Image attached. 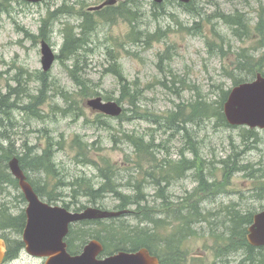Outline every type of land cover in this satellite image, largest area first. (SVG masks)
Instances as JSON below:
<instances>
[{"label":"rangeland","instance_id":"obj_1","mask_svg":"<svg viewBox=\"0 0 264 264\" xmlns=\"http://www.w3.org/2000/svg\"><path fill=\"white\" fill-rule=\"evenodd\" d=\"M104 1L43 0L32 4L0 0V98L19 102L21 106L30 103L31 95L44 101L38 108L41 119L30 118L20 107L5 115L0 106V148L13 147L18 156L28 153L32 156L50 146L55 172L48 174L29 169L25 172L27 180L57 198L53 202L45 198L43 201L72 212L93 207L118 210L121 204L118 197L106 195L92 201L83 195L82 184L81 191L75 187L76 180L84 179L95 189L99 188L103 184L100 169L113 171V180L124 195L133 196L134 190L140 189L144 202L136 211L137 215L129 213L116 219L72 225L66 241L73 253H80L85 244L95 239L101 241L106 251L115 253L118 243L108 240L111 238L106 236L108 230L116 233L123 229L135 235L141 230H151L154 225L142 221L141 215L155 210L153 218L162 224L156 233L158 238L153 241L162 262L174 257L182 264H263L264 248L251 253L248 259L244 250L225 256L221 240L228 237V232H224L228 211L235 209L255 215L264 210V190L260 191L264 187V130H251L252 136L247 133L248 128L217 125L215 119L186 126L188 136L194 139L193 145L199 147L206 161L205 175L209 184L214 181L221 184L217 190L200 193L199 199L191 197L197 189L193 171H187L168 186L164 182L157 184L162 178L155 171L153 178H146L140 168L136 169L134 148L122 134H133L147 143H156L155 157H152L155 163L172 164L180 160V152L187 144L184 134L168 130L167 125H156L153 118L166 116L178 110L177 106L193 103L198 97L216 102L220 90L229 91L233 87L226 73L235 71L239 53L244 50L258 58L263 51L258 49L255 39L234 35L233 27L215 13L239 12L254 28L264 0H193L189 12L171 1L156 5L151 0H116L114 6L101 12L88 11ZM195 10L203 15L201 19ZM89 27L93 31L84 34ZM69 31L83 44L87 43L75 73L85 88L73 82L70 73L74 59L66 60L61 53ZM41 40L47 42L57 56L48 72L43 71L41 63ZM207 40L212 43L211 47ZM216 47L219 51L214 55L211 48ZM113 55L130 94L136 97L135 106L131 99L123 98L122 86L116 76L108 72ZM82 94L117 101L124 109L123 116L110 118L92 112ZM69 106L70 112H67ZM5 112H9L8 109ZM74 140L81 150L78 151ZM189 151L185 150L184 155L192 160ZM79 153L84 157L77 158ZM234 155L239 158V167L245 166L248 171L229 172L231 177L227 179L221 162L229 158L232 161ZM84 158L91 163L84 164ZM146 169L145 165L143 170ZM6 172L9 173V169ZM9 175L13 178L11 173ZM0 185V209L14 217L23 215L27 203L18 184ZM194 206L201 209L199 214L203 219L198 220L203 221L191 225L185 232L180 231L178 215L188 216L184 208ZM135 209L129 206L127 210ZM180 232L186 237L178 255H173L169 245ZM22 233L0 231L7 250L13 242H22ZM138 243L135 239L134 244ZM121 244L126 248L131 245L124 241ZM218 252L221 255L216 258ZM16 255L2 264L45 262L30 256L24 249Z\"/></svg>","mask_w":264,"mask_h":264},{"label":"trees","instance_id":"obj_2","mask_svg":"<svg viewBox=\"0 0 264 264\" xmlns=\"http://www.w3.org/2000/svg\"><path fill=\"white\" fill-rule=\"evenodd\" d=\"M193 0L190 3V5H183L184 10L189 12L191 10V7L193 6ZM195 12H197L195 10ZM52 17H54V13H52ZM198 17L201 19L203 17L202 14L197 12ZM215 16L220 18L225 22V24H229L233 27L234 35L237 37L243 38L246 37L248 40L255 39L257 42L258 49L262 50L263 53L258 57L254 58L252 55L246 54V52L243 50L238 55V59L236 61V67L235 71H228L227 77L230 78L233 87L241 85V83L250 82L253 78H255L256 75L260 74L262 77H264V7H261L258 15H257V24L254 28L251 27L250 23L246 21L245 15L241 13H235V14H222L219 12L215 13ZM42 32V29L40 30ZM93 29L87 28L84 32L86 34L87 32H92ZM43 36V35H42ZM87 44V43H86ZM83 44V41L80 38H77L75 34H73L72 31L67 32L65 37V44L63 46L62 50V56H65L66 60L74 59V67L71 69L72 73H70L73 77V82L78 87H83L82 80L75 75L76 71L79 67V58L82 54V51L87 48V45ZM215 44V43H214ZM207 45L209 47L212 46V43L207 40ZM212 54H216L217 51H219V47H216V49L211 48ZM116 57L113 55L110 57V61H112V64L110 66L109 73H113L116 76V79L122 86V89L124 92L122 93L123 98H129L131 99L132 105L135 106L136 97L131 93L128 89V86L126 85L125 78L120 74V69L118 68V63H116ZM236 72H238V75H236ZM77 74V73H76ZM45 87V80L43 81V88ZM85 88V87H83ZM126 90V91H125ZM43 89H41L39 92L42 93ZM230 91V89H229ZM229 91L220 90V96L218 98V101L216 102H210L205 101L203 98L198 97L193 103L183 104L179 105L178 110L169 112L166 116H160L159 119L155 120L153 118V122L156 125H167L168 130L175 129V131L180 132L184 134V139L186 140L187 144L185 149L180 152V160L172 163V164H159L155 163V158L152 159V157H155L153 155V152L156 151L157 145L156 143L152 142H145L141 137L135 136L133 134H126L123 133L122 136L126 142L131 144L134 148V154L137 156L135 160H133L136 164V169L140 168V170L143 171V174L146 178H153L154 171L160 175L162 178V181L157 182V184H161L164 182L165 186H168L171 181H174L176 178L183 176L186 174L187 171H193L195 181L197 184V189L195 190V194L191 195V197H195L199 199L200 193L205 194L206 192L210 190H217L221 186V184H218L217 182H211L209 184L208 176L205 175V165L206 161L203 159L201 154L199 153L200 149L195 143L193 145V138L190 139L189 130L186 129V126L189 124H195L200 123L201 121H207L211 119L216 120L217 125H223L225 127L228 126L224 116H223V103L226 101V99L229 96ZM82 96L86 99H89L90 94H82ZM103 98V97H102ZM40 97L36 96H30L29 98V104H26L25 106H21L19 102H10L6 98L2 97L0 98V106L3 108V113L5 115H9L12 113L13 110L16 108H21L22 112L29 116L30 118H36L41 119L42 113L39 111L40 105H42L43 98L40 100ZM104 99V98H103ZM105 100H111V98H105ZM5 109H8L9 112H5ZM67 112H70V106L66 110ZM121 118V117H120ZM248 134H251L253 136V132L251 130L247 131ZM75 143L78 146V151L81 150V146H79L77 140H74ZM191 143V144H190ZM50 146L47 147V149L44 150V152H41V154H34L31 156V154H24L21 156H18L17 153L14 152L13 147H9L8 149L4 150L3 148H0V184L6 183L10 184L13 183L14 186L16 185L15 180L7 173L8 169V163L9 160L13 157H16L18 161L20 162V167L24 172H27L29 169L36 170L37 172H46L48 174L54 173L53 171V159L51 157V151ZM189 149L190 153L193 155L192 160H188L184 152L185 150ZM84 154L79 153L77 158H83ZM84 164H90V160L87 158H84L83 160ZM239 158L234 155V158L227 159V161H222V172H224L225 178L229 179L230 173L229 172H244V170L248 171L247 167H239ZM145 165L148 167V169L143 170L145 168ZM100 169V168H99ZM101 174V181H103V184L100 185L99 188L95 189L94 185H91L89 181H86L84 179L82 180H76L75 187H78V190L81 191V184L83 188V195L90 198V200L95 201L96 199L104 198L106 195H112L113 197H118L120 201V206L117 207L118 210H127L129 206H135L136 209L133 211H130L129 213L132 215L135 214L136 211L140 208V205L144 202V197L141 194L140 189L134 190V195H124L122 192L118 190L117 183L115 184L114 173L110 170H102L100 169ZM175 175L174 177H172ZM252 175V174H250ZM253 177V176H252ZM264 179V177H262ZM83 182V183H82ZM32 185V184H31ZM1 186V185H0ZM34 191L37 195H39L42 199H47L48 202H53L57 200V198L51 196L49 193L44 192V188H41L39 186H33ZM264 190V187H261L260 191L262 192ZM221 193V191H219ZM259 195V194H258ZM203 197V196H201ZM205 200V198L203 199ZM233 210V209H232ZM228 211L226 213L227 220V228L224 232H228V237L222 239L221 241V247H223L224 251L222 255H229L232 253H236V251L244 250L246 251V258H251V253L257 252L262 249H255L248 245L246 242V230L247 227L252 223V217L253 215L251 213H241L240 211H236L235 209L232 211ZM184 211L188 213V216L182 217V215H178L179 223L181 225L180 231L185 232L188 227H191V225H194L196 223H200L203 220H198L200 217L203 219L202 215H200L201 209L197 206H194L192 208H184ZM155 212L152 211V213L149 214H142L141 220L145 221L147 224L153 226V229L151 230H141L138 234H132L127 233L123 229H118V232H112L111 230H108L106 236L111 237L110 240H114L118 243V245L114 248L117 250L115 253L123 250L126 252L135 251L142 247L149 249L151 253L156 255L157 250L156 246L154 244L153 238H158L156 236L157 231L160 229V225L162 224L159 220L154 219L153 217ZM179 213H182L179 212ZM199 214V215H198ZM99 222V221H96ZM26 223L25 215L21 216H11L8 214L6 210L0 209V231H16V232H23L24 226ZM87 223V222H85ZM143 229V228H142ZM180 232L179 237L177 239H174L172 241V244L169 245V248L172 252V254H177L179 251L180 244L185 236L184 233ZM184 234V235H183ZM106 238V239H107ZM138 240V244H134V240ZM129 242L131 245L130 247L126 248L121 243ZM13 245H10L8 247L7 253H6V259L12 260L14 257H16L19 250L24 248V244L20 241L13 242ZM14 246V247H13ZM112 250V248H109ZM68 251H70V244L68 243ZM104 253L107 254H113L109 253L108 250L106 251L104 248ZM73 252H71L72 254ZM74 254V253H73ZM178 255V254H177ZM220 252L216 255V258L220 257ZM158 257V255H156ZM159 258V257H158ZM161 264H182L180 260L175 259L174 257L166 258L165 260H160ZM264 264V261H261Z\"/></svg>","mask_w":264,"mask_h":264},{"label":"water","instance_id":"obj_3","mask_svg":"<svg viewBox=\"0 0 264 264\" xmlns=\"http://www.w3.org/2000/svg\"><path fill=\"white\" fill-rule=\"evenodd\" d=\"M29 3H38L43 0H23ZM162 3L164 0H152ZM189 4L191 0H172ZM114 0H108L94 10L101 9ZM41 63L43 71L52 68L55 60L49 45L41 41ZM86 106L93 112L103 113L110 117H118L123 113L121 106L115 101H104L101 97L91 98ZM223 115L228 125L246 126L250 129H264V78L257 75L250 83H242L229 92V96L223 104ZM9 171L17 180L19 188L27 201L25 210L26 224L22 235L25 243V251L30 256L45 259L44 264H160V260L146 248L137 251L124 252L99 259L103 252L101 243L97 240L87 243L79 255H70L67 252V244L64 241L69 233L71 223L83 220H106L117 218L125 214V211H108L98 208H87L82 212H69L60 206H51L43 202L33 191L27 182L24 172L20 169L19 161L13 158L9 162ZM246 241L250 246L264 247V211L253 216L252 223L247 228ZM5 258V244L0 239V264Z\"/></svg>","mask_w":264,"mask_h":264}]
</instances>
